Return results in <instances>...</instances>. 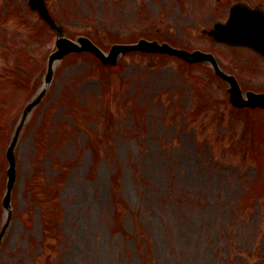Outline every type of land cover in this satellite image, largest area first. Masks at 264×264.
Here are the masks:
<instances>
[{
  "label": "rangeland",
  "instance_id": "374dc122",
  "mask_svg": "<svg viewBox=\"0 0 264 264\" xmlns=\"http://www.w3.org/2000/svg\"><path fill=\"white\" fill-rule=\"evenodd\" d=\"M233 1L47 4L71 38L104 51L166 38L213 53L244 91H264L258 54L207 36ZM47 28L26 0H0V203L5 150L33 93L17 80L45 64ZM99 65L87 53L56 62L19 132L0 264H264V109L234 108L208 63L129 53ZM6 218L0 205V229Z\"/></svg>",
  "mask_w": 264,
  "mask_h": 264
},
{
  "label": "water",
  "instance_id": "95a60500",
  "mask_svg": "<svg viewBox=\"0 0 264 264\" xmlns=\"http://www.w3.org/2000/svg\"><path fill=\"white\" fill-rule=\"evenodd\" d=\"M29 6L39 12V15L47 21V23L57 30L58 33L61 32V27L57 26V23L51 18L48 9L45 5V0H29ZM210 34L215 40L223 41L228 44H245L248 45L264 57V16L258 12V10H251L249 6L244 2H235L231 5L229 19L226 23H215L214 29L210 31ZM77 41L80 45L67 39L60 37L56 41L57 49L49 57L48 73L46 77V83L49 82L52 74V63L55 59L61 58L66 53L71 51H82L90 50L96 56L100 58L102 63H116L117 57L121 53H125L129 50H143V51H157V52H168L172 54H177L186 60L193 61H203L210 60L214 66L215 72L222 78L230 83V88L228 89L231 93L230 101L234 105L238 106H264V93H254L247 92L248 99H244L241 95V91L238 87L237 81L233 76L226 75L223 73L213 56L209 53H203L201 51L188 52L186 50H179L171 47L167 43L159 44L157 41H147L144 39L139 40L137 44H114L111 46L107 55H105L97 46H95L88 38L79 37ZM42 91L37 98L31 101L23 112V117L26 116L29 109L35 105L43 95ZM22 123V122H21ZM21 123L18 130L21 127ZM15 139L11 142L7 149V157L9 160V168L7 169L8 180H7V194L3 200V204L9 207V193L12 188L14 178H15V163L13 147L15 144ZM4 230V228H3ZM2 230V232H3ZM1 232V234H2ZM0 234V235H1Z\"/></svg>",
  "mask_w": 264,
  "mask_h": 264
},
{
  "label": "trees",
  "instance_id": "16d2710c",
  "mask_svg": "<svg viewBox=\"0 0 264 264\" xmlns=\"http://www.w3.org/2000/svg\"><path fill=\"white\" fill-rule=\"evenodd\" d=\"M97 156V155H96ZM114 184L116 185V179H115V182H114Z\"/></svg>",
  "mask_w": 264,
  "mask_h": 264
}]
</instances>
